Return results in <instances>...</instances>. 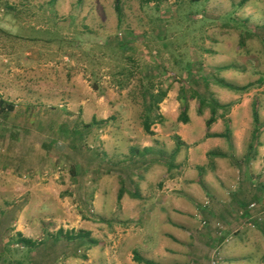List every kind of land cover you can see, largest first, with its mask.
I'll list each match as a JSON object with an SVG mask.
<instances>
[{"label":"rangeland","instance_id":"rangeland-1","mask_svg":"<svg viewBox=\"0 0 264 264\" xmlns=\"http://www.w3.org/2000/svg\"><path fill=\"white\" fill-rule=\"evenodd\" d=\"M119 1L121 21L116 0H0V264H264L258 202L241 223L214 215L237 173L264 199V0ZM197 90L232 105L211 129L229 138H206Z\"/></svg>","mask_w":264,"mask_h":264},{"label":"trees","instance_id":"trees-1","mask_svg":"<svg viewBox=\"0 0 264 264\" xmlns=\"http://www.w3.org/2000/svg\"><path fill=\"white\" fill-rule=\"evenodd\" d=\"M147 1L152 2L153 0H147ZM199 1L200 0H192L193 3H196ZM247 1H249V0H243L242 2L245 3ZM241 4H243V3H241ZM115 12L117 13L118 17L120 18L119 20L121 21L122 10H121V4H120L119 0H116ZM229 69H231V68H220L219 71H227ZM202 80L206 83V85L209 84V81H208L209 79L203 77ZM214 81H215L217 86L221 87L222 89L231 91V92H244V91L249 90L248 87H245L243 89L235 87L234 85H232V84H230V83H228L222 79H216ZM148 93L151 94V91L149 90ZM186 94H187V92L185 91V88H182L181 97L182 96L184 97L182 100L185 103L187 102ZM165 97H166V93H163L160 96V98H157L154 95L150 96V98H151V100H153L154 104H151L150 108L148 110H146L144 118H143V129H144L145 133L148 135L153 136L154 133L152 131V126L155 125L157 122L160 123L163 121V117L161 115H159L158 111H159L160 103H162V101L165 99ZM192 98L193 99L196 98L199 101V112L200 113H203V111L206 107H209L211 109V118L209 119V121L206 124V129H207L206 138L207 139H212V138L227 139V138H229L230 128H227L226 133H223V134H213V133H211V129L217 123L219 118L225 119L226 123L229 126V120L226 119V116L230 113V111L232 109V105H221L216 100L212 99V97L210 95H208V94L207 95H201L198 90L194 92V96H192ZM5 109H7L9 112H12V111H14V106L13 105H7V103L5 101H0V111H6ZM188 110H189L188 104L184 105L183 109H182V113L178 119L179 123H182L185 125L189 123ZM220 110L223 111V114L221 115V117H218V112ZM153 112L157 113V114H155L154 117H153ZM253 120H254L255 127H256V131L254 132V135L256 136L258 134V126L260 123L257 107L253 111ZM103 124H104V122L98 121V119L93 118L92 122L90 124H84L83 125V130L87 131L89 133L90 130L95 129L94 127L99 128V126H101ZM175 141L177 143V150L178 151L180 149H182L183 147H187V145L182 141L180 136H175ZM251 149H252V145H251ZM132 152L136 153L135 150H133ZM148 152H149V149H146L143 152V154L148 153ZM208 156L210 158L211 157H214V158L215 157H220V158L226 157V155L223 153H215V152L208 153ZM166 164H167V167H169V169H172V163L166 162ZM198 169L201 170V168H198ZM124 194H125L124 191L121 190L119 193V196H118L119 201H121L123 199ZM132 198L133 199H139L140 196L137 195L136 193H133ZM59 234H62V231H60ZM17 242L24 249L28 250L29 253L34 252L35 251L34 249L37 247V244L33 240L26 239L21 234H18ZM134 260L137 264H160V263H157V262L143 258L142 256L139 255L138 252H134Z\"/></svg>","mask_w":264,"mask_h":264},{"label":"crops","instance_id":"crops-1","mask_svg":"<svg viewBox=\"0 0 264 264\" xmlns=\"http://www.w3.org/2000/svg\"><path fill=\"white\" fill-rule=\"evenodd\" d=\"M235 183V199H231V203L226 204L225 199H215V202L219 205L216 208L215 216H219L220 218H228V217H235V221L248 220L253 214L254 211H251L250 208L255 205V202H258L260 205L259 208L264 211V199H247L246 194H250V187H249V180L250 178H246L244 181L243 179H239ZM248 176V175H247ZM263 201V202H262ZM173 202V203H172ZM171 203L174 204V209L180 207L182 204L175 201L173 199ZM221 202V203H220ZM224 204V205H223ZM235 205L233 212L231 211L229 205ZM223 205V206H222ZM232 212V213H231ZM173 214H176L173 212ZM263 214V213H261ZM174 227H178V225H173ZM224 252V251H223ZM219 264V263H218ZM224 264H235V259H227V262Z\"/></svg>","mask_w":264,"mask_h":264}]
</instances>
